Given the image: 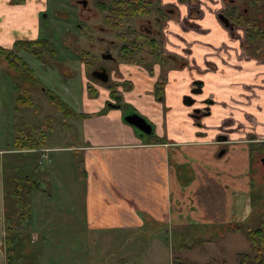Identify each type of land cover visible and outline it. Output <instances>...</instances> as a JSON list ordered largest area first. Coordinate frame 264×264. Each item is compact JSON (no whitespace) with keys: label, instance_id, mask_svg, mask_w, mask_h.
I'll return each mask as SVG.
<instances>
[{"label":"rangeland","instance_id":"1","mask_svg":"<svg viewBox=\"0 0 264 264\" xmlns=\"http://www.w3.org/2000/svg\"><path fill=\"white\" fill-rule=\"evenodd\" d=\"M86 1L87 7L91 8L90 11L85 7L83 8L77 0H48L46 2V8L42 5L45 3L44 0H0V3H5L4 6L0 5V25H3L4 18L2 16L6 17L9 23L0 33V42L12 41V38H14V36L12 37L13 26L18 28L20 32L25 28L28 29L32 37V35H35L37 23L39 22V35L37 38L41 37L50 40L55 50V59L58 61L50 60V63L47 64L26 51L22 50L18 52L33 69L36 76L35 81H31V79L28 78L23 81L20 80L22 85L29 88L34 100L33 110H30V108L25 110L26 112L23 114L19 111L16 112L14 109L16 91L13 88V82H15L19 76L13 72L3 60H0V136L3 139V144H6V141H10L15 133H17L16 126H22L24 131L27 132L32 127L30 122L39 125L44 122V117L47 116V114L51 115L53 118L50 134L47 138V145L52 146L57 144V146H74L75 144L78 146V144H83V138L81 137L83 122L77 118V115L71 114L68 109H73L77 112L85 111L86 99L83 97V93H87L86 95L91 97L88 89L97 91L96 100H90L91 104L88 105L90 108L97 110L100 103L106 101L107 111L110 109L119 110L123 115L131 111L137 112L145 117L151 124H155L153 136L159 137L158 130L160 121L157 122L153 118H150L149 112L146 109V113L142 111V108L140 109V107H138V102L136 100H134V102L128 101L127 96L132 99L135 98V92L129 89L128 84H124L122 79H119L115 84L114 78L112 77L113 74L110 75L109 80L105 83L93 77V71L98 69V65H103L108 69L112 67L117 69L118 66H125L130 73V69H134L133 67L135 65L143 67L142 64L144 61L137 57L135 58V65H125L118 59L117 49L115 48L111 51V54L115 57L116 61L102 59L100 52L105 51L107 48L105 44L108 40H115V46H117L120 41L116 31L111 34L104 33L105 25L102 24L100 15L96 17L97 15L95 16V14H93L94 11L98 12V9L94 7L92 0ZM167 1L170 5H175V3L180 2V0ZM197 1V3L190 2V0L182 1L183 4L180 5L181 7H177L178 16L176 18L171 14L164 16V19L167 20L164 27V55H167V49H169V47L172 48V45H170L172 42L170 41L172 33L176 29L178 31L182 29L183 36H185L187 32L184 31L189 27H186V24L196 23L198 20L203 22L201 19H204V21H207V19H216V21H218V14L222 13L221 11L224 10L223 8L228 9L229 7V3H225L224 0ZM212 2H222L221 4L223 7H213L210 4ZM248 8V16L252 17L253 11L249 6ZM78 10L82 11V15L79 13L78 16ZM198 11L202 13L201 17H196V15L192 16V14ZM16 13L21 14L19 18L23 15H27V23L18 25L17 22H14L15 20L11 22V19H13L11 17ZM82 16L87 17L83 19L81 18ZM177 20L180 23V27L174 25ZM78 23L80 26L77 27L76 24ZM201 25L202 24H200V27ZM200 27L198 29L199 31L201 30ZM244 28V26L238 25L236 27V33L241 36V32L244 34L246 31ZM100 36L101 40L99 39ZM209 38L211 39L210 45H213L214 48L216 44L221 45L227 43L230 39L228 37L224 40H217L212 36ZM32 39L36 38L32 37ZM70 41H72V44H70ZM245 41L246 39L244 38V43ZM244 43L242 41L241 45ZM196 45V43L192 45L194 56L197 49ZM0 46H2L1 43ZM260 47L261 49L258 51L259 53H257L253 46L250 45L245 47L243 45V48L247 52L246 54L253 56L258 54L263 57L264 42L260 43ZM178 48L184 51L183 56H179L175 53L174 55L179 59L183 57L184 60L189 57L191 59H188L189 62L193 61L194 58H192L189 52L191 49L190 47L173 44V49ZM236 49L240 48L235 46L232 52H225V61L230 59L233 53H236ZM82 57L85 58L82 60ZM151 59H153L154 62L158 61L157 57L152 56ZM208 62H210V60H208ZM161 64L169 66L168 59L164 58ZM190 67L195 66L190 65ZM170 69L176 70L174 76H172L173 72ZM181 69L182 68L169 66L170 72L166 75L159 74V82L161 81L160 77H162V89L165 90L166 96H168L169 99H171V95L173 96L175 94V89L179 87L183 88V85L179 83V81L183 80V75L179 72ZM185 69L188 71V68ZM203 75L205 77V79L203 78L205 80V91L203 90L202 93L197 95V100L207 99L209 94L215 92L213 91L214 86L212 85L214 81L208 77V72H203ZM168 83L172 85L170 91V85L164 89V85L166 86ZM136 86L142 87L140 84H136ZM42 90H44L46 94ZM110 91H114L115 96H121L122 100L119 104L116 102V99L111 96ZM153 92L156 98L159 99L157 97L158 91L156 92V88L154 87ZM50 93H53L57 99H60V102H65V108L60 110V112L53 103H48L49 100L46 99V95ZM161 94L162 90H159V96H161ZM216 96L220 97L219 94ZM81 100L83 103L80 104ZM109 104L115 105L117 109L108 107ZM220 113L221 111L218 110L210 117L206 116L204 118V121H208L209 129H214L217 125V119ZM199 124V127L202 125L205 126L202 122ZM163 138L166 139L164 136ZM167 138L170 139L169 137ZM250 149L253 150L254 156L251 157V165L249 163L251 167L249 165L247 168L245 167L246 170L243 171V175L237 177L240 171L232 174L224 167L222 170L224 171L225 169V171H227L225 172L227 176L220 175L219 177L224 185L228 186L233 199L238 195V197L236 196L234 206L240 218V220L235 223L238 226L227 228L226 232L222 235H220V231L223 229L222 225L226 223L228 217L229 219L231 218L233 211H235L230 201L229 206L231 213L226 216L225 219L220 220L219 223L207 224V222L200 221L198 218L190 216L189 224H172L168 231H165L166 228L162 229L160 225L154 226L153 230L151 229V224L149 222L146 224L145 221H143L145 225L140 228H88L85 223V218L83 217L84 201L81 188L84 181L85 165L82 161L81 153L71 148H65V150L61 149V151L55 150V152L50 151L47 152L49 158L46 160L41 159L42 163H35L32 153H30L32 156H28L27 159L25 156H22L20 159L16 156H8L5 159L7 175L6 191L11 192L13 188L16 187L14 185V178L17 179V176L21 175L25 176V174L29 172L33 173V178L40 184L39 188L36 189L34 187L30 194L32 217L30 226L25 224L24 227V231L27 230L30 232L27 236H25V234L22 235L26 246L34 249L33 257L31 259L29 258L28 263L172 264V256H179L183 261L189 264H237V254L239 252H250L247 232L250 229L256 228L264 221V165L258 160L259 156L262 154L260 153L262 147L260 144H252ZM15 157L19 159L18 163H15ZM16 164H18V166H16ZM35 165L36 167H34ZM15 166L17 167L16 170L14 169ZM43 170L44 172L46 171L45 174L42 173ZM15 171H18V175ZM183 173L186 177L189 172L184 169ZM9 176H13L9 179L10 184L8 183ZM22 182L23 183L19 184V188L25 186L26 182L23 179ZM75 186L77 191L74 194L70 193V191H74L71 189ZM44 190L47 192H44ZM241 190H243V192L240 194L239 191ZM23 196L24 193L21 192V197ZM69 196L71 198H68ZM243 202L246 206L248 205L247 208L244 204H241ZM61 212L65 214L62 218V215L58 216ZM241 212L243 213L242 217H240ZM202 214L203 213L200 212L198 217L202 216ZM66 217L70 218L71 221L73 219V224L66 221ZM194 219L196 222L193 221ZM75 220L78 222L75 223ZM43 224L46 225L45 229L43 228ZM35 228H38L39 231H37L36 237H33V233L36 232ZM179 234H183L182 239H180ZM206 240L211 241L205 242ZM191 242L195 243L193 249L187 248L185 245H189ZM180 246H182L183 249H181ZM0 264H2L1 261Z\"/></svg>","mask_w":264,"mask_h":264},{"label":"crops","instance_id":"2","mask_svg":"<svg viewBox=\"0 0 264 264\" xmlns=\"http://www.w3.org/2000/svg\"><path fill=\"white\" fill-rule=\"evenodd\" d=\"M44 1L42 5L46 8L48 0ZM181 4L183 3L177 2L171 5L177 10ZM210 4L216 8L223 7L221 3ZM0 5L4 6L5 3ZM20 13L14 14L11 22L15 20L18 25L26 24L27 15L19 18ZM201 16L202 13L198 17ZM2 17L5 20L3 19V25H0V33L9 24L6 17ZM201 20L203 22L198 20L196 23L186 24V27H189L187 30L184 29V32H187L185 36L182 29L179 31L176 29L172 33L170 41L172 48L167 49L168 53L183 56L184 51L181 48L173 49V44H179L190 47L188 51L194 59L192 62H189L191 60L189 57H187L189 60L185 59L186 66L179 70L183 75V82L179 81L183 88L175 89L171 99L166 96L165 90L159 99L154 95V82L159 75L157 65L154 76H150L143 67L135 65L134 69H130L131 77L127 74V67L122 66L124 79L126 80L127 77L130 79L132 83L129 89L135 92L134 99L127 96L128 101L136 100L142 111L146 113V109L150 118L160 121L159 137L153 136L155 131L153 123L152 137L139 136L135 129L123 120V113L119 110H106V101L100 103L97 110H93L88 105L97 97H88L87 93H83L86 99L85 111L76 112L97 113L85 117L77 115V118L83 122L81 131L83 144L46 145L47 152L71 148L81 153L85 165L81 188L84 201L83 217L88 228H140L145 222L146 224L149 222L151 229L160 225L162 229L166 228L165 231H168L172 224H189L190 216L207 224L219 223L231 213L229 201L235 211L222 225L220 235L224 234L227 228L238 226L235 223L240 218L234 206L238 195H234L233 199L228 186L224 185L219 177L227 176L225 175L227 171L232 174L240 171L237 177L243 175L245 167L247 168L249 163L251 165V157L254 156L253 150L250 149L251 145L264 144V56L246 54L244 44L241 45L242 41L244 43L245 33L241 32L240 36L236 31H229L219 19L220 23L216 19ZM38 23L33 38L39 35ZM174 25L180 27L179 21L177 20ZM13 36L11 42L2 41L1 45L11 48L16 40L32 39L28 29L25 28L20 32L14 26ZM210 36L217 40L228 37L230 39L227 43L216 44L214 48L210 45ZM194 43L197 44L195 56L192 49ZM235 46L240 49H236V53L225 61V52H232ZM169 66L167 73L170 72ZM185 68H188V71ZM171 71L174 76L176 70ZM203 72H208V77L214 81L212 85L215 92L209 94L207 98L210 102L209 113L197 118L192 115L193 109L202 108L200 105L207 99L197 100V97L192 101L188 99L195 94L192 86L196 80L202 83L199 94L203 92L205 86ZM168 85L170 83L164 85V89ZM171 88L172 85L169 91ZM218 94L222 98L217 97ZM110 108L117 109V107ZM218 110L221 111L217 119L218 127L216 125L214 129H209L208 121H204V118L210 117ZM201 122L205 126L199 127ZM17 152L5 147L0 136V218L6 177L5 159L8 156L17 157ZM16 157L14 161L18 163L20 158L16 159ZM224 167L227 171L222 170ZM184 169L189 172L186 177L183 175ZM71 190L74 191L70 193L74 194L77 191L76 186ZM243 190L239 193L241 194ZM200 212L203 214L198 217ZM59 215H62L61 218L65 216L63 212ZM65 220L73 224V219L71 221L66 217ZM193 221L196 222L195 219ZM77 222L75 220V223ZM43 228L45 229L46 225ZM35 231L33 237H36L38 228H35ZM179 237L182 239L183 234H179ZM193 243L185 245L193 249L195 247L192 246Z\"/></svg>","mask_w":264,"mask_h":264},{"label":"trees","instance_id":"3","mask_svg":"<svg viewBox=\"0 0 264 264\" xmlns=\"http://www.w3.org/2000/svg\"><path fill=\"white\" fill-rule=\"evenodd\" d=\"M126 5L125 9H129V3H124ZM99 6V3L96 4ZM139 9V8H138ZM142 10V9H141ZM141 12V11H139ZM125 15V14H123ZM235 24L245 26L246 32V41L245 47L253 46L254 50L257 53L260 51V43L264 42V30L261 29L254 22H250L249 20H245L244 18L235 19ZM122 38V36H121ZM26 51L30 55H33L37 59L43 60L47 64L50 63V60L57 61L55 59V50L53 48V44L47 38H36V39H25V40H16L13 43L11 48L0 46V60H3L9 68L15 72L19 77L15 82H13V88L16 91L15 97V105L14 109L16 112L25 113V110H33L34 108V100L32 98V94L28 87L21 84V81L26 78L31 79V81L36 80V76L34 74L33 69L28 65V63L18 54L19 51ZM256 53V54H257ZM49 60H48V59ZM85 57H82V60ZM121 58L127 62H132V54L125 53L121 54ZM173 59V58H172ZM58 62V61H57ZM182 64L183 62L180 61ZM180 64V66H181ZM21 80V81H20ZM90 88V87H88ZM90 95L92 97H97V91L94 89H88ZM46 94V93H45ZM48 103H53L57 110H63L65 108V102H60V99H57L53 93L47 94ZM111 96L116 99V102L119 104L121 101V97L119 95L113 94L111 91ZM29 107V108H28ZM107 107V104H106ZM108 107H112L109 106ZM68 111L73 115H78L80 117L91 116L97 113L91 114H83L76 113L73 109ZM53 122V118L51 115L44 117V122L39 125L31 124V128L29 131H24L22 126H16L15 135L11 138V141L7 142L5 146L10 147L13 151L17 152V158H21L22 156L27 159L28 156L34 155L35 163L41 161L43 154H45L42 149L46 148L47 138L50 134V129L52 127L51 124ZM135 129V128H134ZM135 132L138 134L139 131L135 129ZM143 137H152L151 135H143ZM32 153V155H30ZM18 166V164H16ZM15 166V167H16ZM36 167V165L34 166ZM46 172V171H45ZM43 170V174H45ZM17 174L18 171H15ZM15 175V174H14ZM18 175V174H17ZM13 177V176H11ZM20 179L26 180L29 183L26 184L23 188H19ZM14 185L16 187L13 188L10 194L11 201L6 202L7 204V231L8 235L6 239V263L5 264H32L28 263L29 258L33 257L34 249L26 246L22 238V235L29 234L26 230L24 231L25 224L30 226V220L32 217V211L30 206V194L31 190L38 184L39 182L33 178V173L29 172L28 174L17 176V179L14 178ZM35 184V185H34ZM37 185V187H38ZM21 192L24 193V196L21 197ZM31 228V227H30ZM247 237L250 243V252H239L237 254V264H264V221H262L256 228L250 229L247 232ZM211 240H206L205 242H210ZM193 243L192 246H194ZM182 249V246H180ZM190 248V246H187ZM172 264H189L179 256H172ZM225 264V263H223Z\"/></svg>","mask_w":264,"mask_h":264},{"label":"flooded vegetation","instance_id":"4","mask_svg":"<svg viewBox=\"0 0 264 264\" xmlns=\"http://www.w3.org/2000/svg\"><path fill=\"white\" fill-rule=\"evenodd\" d=\"M185 1V0H182ZM180 0V2H182ZM77 2L87 10H91V8L87 7V3L85 6L81 3V0H77ZM87 2V1H86ZM93 5L95 8L98 9L97 11H94L93 14H95L96 17L100 15L102 24L105 25L104 33H116L118 34L117 37L120 41L117 46H115L116 42L115 40H108V42L105 44L107 47L104 52H100V55L102 56V59L104 60H111L116 61L115 57L111 54V51L115 48L117 49V57L120 59L124 64L129 65H135V58H140L144 62L142 66L146 69L145 71L148 72L150 76H154L155 74V65H157L159 74L166 75L168 68L165 65H162L164 58H167L169 61L170 67H176V68H182L186 66V61L183 59H179L174 54H165V35H164V27L166 25V19H164V16L171 14L173 17L178 16V11L170 4H168L167 0H92ZM190 2L197 3V0H190ZM225 3H229V7L223 8L224 10L221 11L222 14H224L231 23L234 24V29H229V31L234 32L236 31V27L239 24H235V19L244 18L245 20H249L250 22H254L257 24L261 29L264 30V1L263 0H224ZM99 3V6L97 7L96 4ZM124 3H129V9H125L126 5ZM188 3V2H187ZM222 3V2H221ZM157 5V6H156ZM253 11V16L249 17V8ZM139 8V9H138ZM142 9V10H141ZM141 11V12H139ZM79 13L82 15V11L78 10V16ZM125 14V15H123ZM196 15L198 17L200 15V12L192 14V16ZM87 17V16H86ZM85 16H82L81 18L86 19ZM188 23V22H187ZM76 26H80V24H76ZM243 26V25H242ZM245 27V26H244ZM101 28V27H100ZM122 36V38H121ZM101 40V36L99 38ZM245 39H246V32H245ZM68 41V39H67ZM142 41V42H141ZM115 42V43H114ZM70 44H72V41H70ZM68 45V44H66ZM115 46V47H114ZM245 46V43H244ZM163 51V52H162ZM130 53L132 54V62H127L124 59L121 58V54ZM157 57L158 61L154 62L151 57ZM173 58V59H172ZM180 61L183 63L181 64ZM159 62V63H158ZM181 64V66H180ZM98 69H95L93 71V77L96 73H107L108 74V80L111 74L114 78V82H118L119 79H122L124 84L131 85L130 79L125 80L124 79V72L123 69L121 70L122 66H118L117 69L112 67L111 69H108L107 67L103 65H98ZM104 70V71H103ZM121 70V71H120ZM127 74L131 77V73L127 72ZM97 79V78H96ZM99 80V79H98ZM159 82V75L154 83V88H156L157 97L161 98L159 96V90H162L163 93V78L160 77ZM101 81V80H99ZM103 82V81H101ZM107 82V81H106ZM105 83V82H103ZM200 81L196 80L193 83L192 89L195 91L193 96L189 98L188 100L192 101L197 97V95L200 91L199 87ZM44 92V90H42ZM111 92V91H110ZM114 94V91H112ZM46 93V92H44ZM197 94V95H196ZM121 97V96H120ZM47 98V97H46ZM122 100V98H121ZM209 99H207L208 101ZM202 108H199V110L193 111L192 115L199 118L201 116H205L209 113L210 105L201 104ZM133 112V111H131ZM262 150L260 153H262L258 160L260 163L264 165V144H261ZM16 170L17 167H14ZM11 176L8 177V183ZM22 182V179L18 180ZM26 184L29 182L24 180ZM15 183V182H14ZM10 184V183H9ZM25 184V185H26ZM38 185V184H37ZM36 189L39 188V185ZM7 189V175L5 177V183H4V189L2 191V201H1V223H0V259L2 264L6 263V239L8 235L7 231V204L6 202L9 200L11 201L10 194L6 191ZM247 208L246 204H244ZM245 208V209H246ZM242 213H240L241 217Z\"/></svg>","mask_w":264,"mask_h":264},{"label":"water","instance_id":"5","mask_svg":"<svg viewBox=\"0 0 264 264\" xmlns=\"http://www.w3.org/2000/svg\"><path fill=\"white\" fill-rule=\"evenodd\" d=\"M81 3L83 4V6H85L87 2L86 0H81ZM218 19L223 23L225 27L230 28V30L234 29V24L231 23L230 20L224 14L222 13L218 14ZM94 76L103 82L108 81V74L105 72L97 73V74L95 73ZM201 86H202V83L200 82L199 87ZM199 92H201V89ZM203 104L209 105L210 102L207 100H204ZM109 106L116 107L115 105H111V104H109ZM196 110H199V108L193 109V111H196ZM123 120L127 124L135 128L136 130H138L139 131L138 135L141 137L143 135H146V136L151 135L152 134L151 132H153L152 124L145 117H143L137 112H129L125 114L123 116Z\"/></svg>","mask_w":264,"mask_h":264},{"label":"built area","instance_id":"6","mask_svg":"<svg viewBox=\"0 0 264 264\" xmlns=\"http://www.w3.org/2000/svg\"><path fill=\"white\" fill-rule=\"evenodd\" d=\"M43 151L46 152L47 150H43ZM42 158H44V159H48V154H47V153L43 154Z\"/></svg>","mask_w":264,"mask_h":264}]
</instances>
